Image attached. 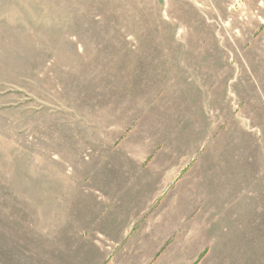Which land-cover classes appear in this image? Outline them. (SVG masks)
<instances>
[{
  "label": "rangeland",
  "instance_id": "1",
  "mask_svg": "<svg viewBox=\"0 0 264 264\" xmlns=\"http://www.w3.org/2000/svg\"><path fill=\"white\" fill-rule=\"evenodd\" d=\"M0 264H264V0H0Z\"/></svg>",
  "mask_w": 264,
  "mask_h": 264
},
{
  "label": "bare ground",
  "instance_id": "2",
  "mask_svg": "<svg viewBox=\"0 0 264 264\" xmlns=\"http://www.w3.org/2000/svg\"><path fill=\"white\" fill-rule=\"evenodd\" d=\"M224 6V5H223Z\"/></svg>",
  "mask_w": 264,
  "mask_h": 264
}]
</instances>
